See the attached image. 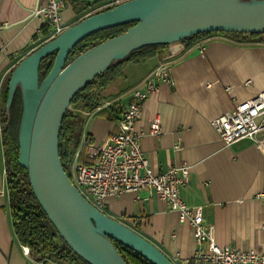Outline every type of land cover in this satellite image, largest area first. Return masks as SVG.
<instances>
[{
    "label": "crops",
    "instance_id": "crops-1",
    "mask_svg": "<svg viewBox=\"0 0 264 264\" xmlns=\"http://www.w3.org/2000/svg\"><path fill=\"white\" fill-rule=\"evenodd\" d=\"M43 1L0 0V111L8 76L30 53L34 47L31 40L43 25L42 19L32 15ZM73 12L65 10L69 21ZM163 52L169 57L172 82L162 84L145 102L137 123L138 129L148 131L153 118H161V134H146L141 141L151 166L164 172L188 163L192 172L190 182L181 190L182 199L189 205L204 206V221L214 226L216 241L264 251V149L247 138L227 147L211 124L264 90V39L214 34L200 36L188 46L181 41L169 43ZM162 54L154 62L128 64L123 69L126 80L110 84L105 103L114 107L129 103L134 88L161 64ZM98 111L84 117L83 136L102 144L118 128L114 119L95 115ZM4 151L0 126V264H42L15 233ZM106 213L140 233L169 258L178 252L188 259L181 264H201L194 259L197 243L190 224L180 222L177 212L148 190L111 198Z\"/></svg>",
    "mask_w": 264,
    "mask_h": 264
},
{
    "label": "water",
    "instance_id": "water-1",
    "mask_svg": "<svg viewBox=\"0 0 264 264\" xmlns=\"http://www.w3.org/2000/svg\"><path fill=\"white\" fill-rule=\"evenodd\" d=\"M135 23L124 33L80 53L87 36ZM210 32L264 33V0H127L70 25L26 55L13 69L8 105L17 89L23 113L18 162L27 169L32 191L61 238L89 264H128L113 241L152 264H175L154 243L87 201L61 163L60 133L75 96L109 66L144 46L174 43ZM55 55L41 78L42 60ZM113 239V241H112Z\"/></svg>",
    "mask_w": 264,
    "mask_h": 264
},
{
    "label": "built area",
    "instance_id": "built-area-1",
    "mask_svg": "<svg viewBox=\"0 0 264 264\" xmlns=\"http://www.w3.org/2000/svg\"><path fill=\"white\" fill-rule=\"evenodd\" d=\"M73 1L44 0L33 10L32 15L42 19L43 25L48 23L51 31L44 39L33 38L31 41L34 47L31 51L57 37L70 26L64 13L67 9H74ZM125 1L127 0H99L94 8L86 11L85 17ZM74 16L76 13L73 12L72 17ZM40 28L38 35H42ZM204 50L205 46L202 45L201 52ZM171 70L168 62L161 63L141 85L134 88L129 103L116 106L119 117L115 122L118 129L111 132L102 144L95 143L89 136L82 137V144L75 154L74 168L68 174L83 197L104 212L107 201L111 198L125 192L148 190L150 195L156 196L177 212L180 222L190 224L197 243L194 259L201 264H264L263 250L220 245L215 239L214 226L207 225L204 221V206L189 205L182 199L181 190L190 182L192 172L188 163L182 162L164 172H156L142 148L141 141L146 134L157 136L162 132L159 116L153 118L148 131L137 128V123L143 117V105L160 91L162 84L172 82ZM246 83L250 84L251 80ZM109 105L111 104L105 103L97 109ZM211 124L227 147L247 138L264 149V90L214 118ZM175 146L180 148L177 144ZM81 147L85 148V156L89 160L87 164L76 161ZM261 195L264 196V193ZM25 253L30 254L28 248H25ZM170 259L175 264L188 261L181 258L178 252ZM42 264L51 263L45 259Z\"/></svg>",
    "mask_w": 264,
    "mask_h": 264
},
{
    "label": "trees",
    "instance_id": "trees-1",
    "mask_svg": "<svg viewBox=\"0 0 264 264\" xmlns=\"http://www.w3.org/2000/svg\"><path fill=\"white\" fill-rule=\"evenodd\" d=\"M79 2L80 4L76 8L77 14L84 13L94 8L99 3V0H80ZM133 24L135 23L119 25L87 36L72 50L69 62L87 49L124 33ZM40 29L42 35L47 36L51 31V26L46 23L42 25ZM214 34L232 35L240 40L261 41L264 39V33L240 34L238 32H210L189 36L181 40V42L188 46L193 41L200 38V36ZM33 38L38 39V34H35ZM168 46L169 43L152 44L133 51L125 59L117 61L109 66L102 74L75 96L72 104L76 108L74 110H67L59 135L61 163L67 173L70 172L71 166L75 160V154L80 148L83 136L84 117L87 116V113H93L98 107L105 104L104 99L98 94H94L92 91L96 80L103 78V83L106 85L113 79L122 76L124 65L154 62L160 52ZM31 52L32 51H30V53ZM54 60L55 55L53 54L42 60L40 67L41 78H45L48 75L54 64ZM12 72L8 76L4 89L1 92L0 126L6 156L7 192H9L11 219L13 221L15 233L20 243L28 246L30 251L39 260H45L48 258V255H52L60 261L61 264H89L65 244V241L49 221L47 215L37 201L30 185L27 169L20 166L18 162L20 152L19 132L23 113V101L22 93L20 89H17L11 105H8V85ZM82 114L84 115L82 116ZM95 115L114 120L119 117L114 105L101 108ZM76 161L79 164L89 163V160L85 156L84 147H81ZM57 239L61 240L60 244L57 242ZM113 243L128 264H152L147 258L142 256V254H139L121 242L114 240ZM37 255H40V257ZM55 263L58 264L57 262Z\"/></svg>",
    "mask_w": 264,
    "mask_h": 264
},
{
    "label": "rangeland",
    "instance_id": "rangeland-1",
    "mask_svg": "<svg viewBox=\"0 0 264 264\" xmlns=\"http://www.w3.org/2000/svg\"><path fill=\"white\" fill-rule=\"evenodd\" d=\"M102 1V0H101ZM80 4V2L78 1V0H74L73 1V6H74V10L76 11V8L78 7V5ZM86 14H87V12H85ZM77 14V13H76ZM85 17V14L83 13V14H77L76 16H74L73 17V19H72V21H69L68 23L69 24H73V23H76L77 21H79V20H81L82 18H84ZM162 53H164V54H162L161 55V59H160V63H164V62H167L168 60H169V57H168V55L166 54V52H163V50L161 51ZM127 65L128 64H126V65H124L125 67H127ZM124 67V68H125ZM117 80H112V81H110L109 83H107L106 85L103 83V78L102 79H97L96 80V83L94 84V86H93V92H94V94H98L99 96H101L103 99H104V103L107 101V99H108V94H107V89L109 88V86H110V84H112L113 83V81L114 82H119V81H122V82H124L125 80H126V77H125V73H124V71H123V74H122V76L119 78H116ZM115 84H117V83H115ZM76 107L73 105V104H71L70 105V107L68 108V109H70V110H74ZM84 114H82V116H83ZM82 144V140H81V143H80V145ZM74 163V162H73ZM74 167H73V164H72V166H71V169H70V171H72V169H73ZM57 242L60 244L61 243V240H59V239H57ZM37 256H39L40 257V255H37ZM46 260H47V262H49V263H51V264H56L55 262H57V263H61L60 261H58L56 258H54V256H52V255H48V258H46Z\"/></svg>",
    "mask_w": 264,
    "mask_h": 264
}]
</instances>
